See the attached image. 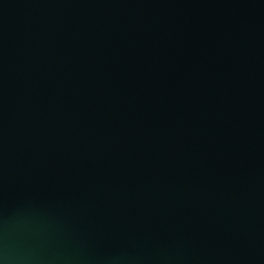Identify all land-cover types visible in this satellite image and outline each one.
Segmentation results:
<instances>
[{"label": "water", "instance_id": "obj_1", "mask_svg": "<svg viewBox=\"0 0 264 264\" xmlns=\"http://www.w3.org/2000/svg\"><path fill=\"white\" fill-rule=\"evenodd\" d=\"M0 264H264V0H0Z\"/></svg>", "mask_w": 264, "mask_h": 264}]
</instances>
